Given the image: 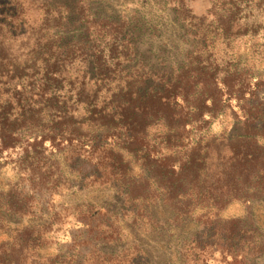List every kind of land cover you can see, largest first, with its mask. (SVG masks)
Listing matches in <instances>:
<instances>
[{
    "label": "trees",
    "instance_id": "16d2710c",
    "mask_svg": "<svg viewBox=\"0 0 264 264\" xmlns=\"http://www.w3.org/2000/svg\"><path fill=\"white\" fill-rule=\"evenodd\" d=\"M185 2L0 0V171L14 161L27 181L0 187V264H83L81 237L48 260L62 217L108 233L92 264H151L116 250L139 236L177 240L185 263L260 264L264 34L238 25L243 0H214L208 23ZM73 186L111 195L54 205Z\"/></svg>",
    "mask_w": 264,
    "mask_h": 264
},
{
    "label": "rangeland",
    "instance_id": "374dc122",
    "mask_svg": "<svg viewBox=\"0 0 264 264\" xmlns=\"http://www.w3.org/2000/svg\"><path fill=\"white\" fill-rule=\"evenodd\" d=\"M186 7L191 11V14L199 18L200 20L209 22L213 10L215 9L214 0H185ZM241 5L246 7L245 11L251 12L250 18L248 20H240L238 25L242 26V29H252L255 30L256 39L262 37L264 34V0H243ZM117 8H120L117 6ZM164 26L168 28L170 25H166L168 21L167 18L162 20ZM246 24V26H244ZM235 32V30H233ZM243 33V32H242ZM240 47L243 49L244 45L241 44ZM260 70L264 71V67H261ZM233 118L231 115H228L227 118L223 123H216L212 127V135L215 136H223L227 133L232 126ZM22 168L19 167L17 163L14 161L9 162L6 166H3L0 171V187L2 189L8 188L10 185H14L18 183L19 185L27 184V181L24 176H21ZM79 189L78 186H73L70 192L64 194L61 199H55L54 205H62L63 203L69 204H80L83 201H101L106 199L111 195L110 191H100V192H93L88 190ZM40 210L41 214L48 213L49 209H45L44 207ZM255 220L258 226L261 228L262 232H264V205L263 204H256L253 208ZM244 212V206L238 203H233L230 205L225 211L224 215L226 217H236L242 215ZM77 224L74 223L72 218H64L60 219L54 223H48V234L47 238L44 241V244L48 247V260L54 259L55 255L57 254H66L67 246L69 239L73 237H81L84 240V250L80 248L82 254L78 258L81 260V256L84 257L83 264H92V263H99L102 261L104 256L99 252L97 254H93L90 256L89 251L92 250L93 246L100 249L102 253L103 251L110 253L111 248L107 247L110 246V238L108 237V233L99 230V232L93 233H80L77 231ZM189 231L194 230V225L189 227ZM100 237V238H99ZM99 238V239H98ZM141 241L133 242L131 239H128V242L123 241L118 246L117 249L127 248L128 245H141L145 249L148 250L149 260L151 264H191L182 262L179 259V242L173 241L169 244H166L162 240H157L154 238L139 236L138 237ZM78 239V238H77ZM124 239V238H123ZM131 241V242H130ZM109 242V244H108ZM107 243V244H106ZM107 245V246H104ZM107 247V248H104ZM130 248V247H129ZM128 249V248H127ZM114 251V250H112ZM122 251V250H121ZM58 252V253H57ZM45 252H42L44 254ZM121 255L124 254V250ZM49 254H52L49 255ZM61 258V257H60ZM260 264H264V255L260 260Z\"/></svg>",
    "mask_w": 264,
    "mask_h": 264
}]
</instances>
